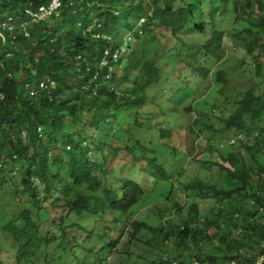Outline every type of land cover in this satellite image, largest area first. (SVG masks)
Returning <instances> with one entry per match:
<instances>
[{
	"label": "trees",
	"instance_id": "16d2710c",
	"mask_svg": "<svg viewBox=\"0 0 264 264\" xmlns=\"http://www.w3.org/2000/svg\"><path fill=\"white\" fill-rule=\"evenodd\" d=\"M29 1L32 0H0V20L7 15L19 16ZM162 1L164 4L154 0L148 5L137 0H126L125 3L83 0L81 4H75V12L65 9L61 16L33 25L29 41L20 38L16 45L4 46L0 37V191L8 182L4 171L12 164L20 171L22 166L17 164L26 162L21 172V191L24 195L27 193V203L38 209L44 202L52 200L54 207L70 213L100 215L105 210L128 212L139 203L145 190L137 182L124 180L120 195L110 189L103 179L106 166L90 157L91 147L81 139V131L87 132L86 128L76 131V127L81 125L82 116L88 111L92 112L91 118L84 122L100 130L105 124L102 120L111 118L107 113L117 103H125L133 110L145 105L146 90L159 79V70L144 60L148 48L146 52L142 50V55L139 52L141 37L138 31L133 34L134 38L138 37V46H135L136 41L129 43L127 58L125 55L118 62L108 59L103 68L100 63H103L107 49H120V42H123L120 37L124 32L134 31L142 18L146 19L142 35L149 37L153 32L150 24L155 31L158 26L155 22L159 21L160 27L177 37L183 31L186 10L175 9L177 0ZM263 1L244 0L241 5H235L238 14L242 12L244 18L248 17L249 27L242 34L254 35L252 28L259 30L257 34L264 33V14L260 13H264ZM121 5V13L116 15L115 10L118 11ZM64 16L66 19L61 20ZM50 20L58 21L52 24ZM92 23L93 31L89 33ZM196 31L204 33L206 26H196ZM100 33L114 37V42L96 39L95 35ZM223 35L215 32L212 41L201 49L203 61H220ZM240 35L236 38L240 39ZM262 42L261 38H255L246 45L248 52L252 53ZM127 60L135 75L141 72L145 76L143 83L135 81L133 85H125L128 81H125ZM200 67L199 76L208 78L210 68ZM256 68L262 71L261 64H256ZM219 76V81L226 84L222 73ZM47 78L54 85L49 83L47 88H40V82ZM26 83L38 88L35 95L24 89ZM84 84L90 85V89L83 90ZM94 87L98 89V95H93ZM186 109L192 111L190 107ZM223 120L226 129L245 134L248 142L234 149L218 150L212 141L227 139L216 138L217 132L209 125L208 132L212 135L208 140L209 150L217 152L219 158L210 165L226 174V186L209 185L201 180L186 185L188 192L214 198L217 208L214 217H206L203 221L199 218L198 204H191L190 219L184 221L183 227L160 232L179 249V254L170 259L173 263L182 258L180 264H188L194 259L206 264H230L232 261L235 264H259L264 258V210L261 209L264 208V94L247 91L236 111ZM23 132H26L25 137ZM243 153L254 158V163L247 164ZM148 165L161 178H169L157 158H149ZM34 219L32 211L26 209L15 224L12 222L5 228L19 244L20 257L36 255L42 242L50 243V238L41 237ZM131 226L135 230L134 236L142 229H149L138 221H133ZM212 230L214 232L210 233ZM189 240L195 244L196 252H190ZM214 242L218 247H214ZM111 245L115 247L116 244ZM210 247L214 251H209Z\"/></svg>",
	"mask_w": 264,
	"mask_h": 264
},
{
	"label": "rangeland",
	"instance_id": "374dc122",
	"mask_svg": "<svg viewBox=\"0 0 264 264\" xmlns=\"http://www.w3.org/2000/svg\"><path fill=\"white\" fill-rule=\"evenodd\" d=\"M137 1L151 5L154 0ZM243 1L177 0L175 9L186 10L183 31L177 37L160 27L159 21L155 22V31L150 24L153 32L149 37L139 35V52L142 55V50L146 52L148 48L144 60L159 70V79L146 90L145 105L133 110L125 103H117L107 113L111 118L102 120L105 124L100 130L84 122L90 120V111L84 113L81 125H77L76 131L82 127L87 130L81 131V139L91 147L90 157L106 166L103 179L110 189L120 195L124 180L137 182L145 190L139 203L128 212L105 210L100 215L70 213L54 207L52 200L38 209L27 203V193L21 191V172L26 162L17 164L22 166L20 171L12 164L4 171L8 182L0 191V264H160L162 260L163 264H173L170 259L179 254V249L160 232L183 227L184 221L190 219L191 204H198L203 221L214 217L217 208L214 198L188 192L186 185L201 180L226 186V174L210 165L219 158L217 152L209 150V125L217 132L216 138L233 137L235 131L226 129L223 119L236 111L247 91L264 94V33L257 34L259 30L252 28L254 35L242 34L249 27L248 17L244 18L242 12L238 14L235 5ZM121 8L122 5L118 9ZM65 19L64 16L61 20ZM199 25L206 26V32H197ZM215 32L224 33L221 59L217 63L213 59L203 61L201 49L212 41ZM238 35L240 39L236 38ZM132 38L127 35V45L136 41L138 46V37ZM255 38L263 42L249 53L246 45ZM256 64L262 65L261 72ZM203 65L210 68L208 78L197 73ZM125 66V85L143 83L145 76L141 72L135 75L129 60ZM219 73L226 84L219 81ZM218 141H214L215 147ZM247 142L246 137L239 145ZM243 155L247 164L254 163L248 153ZM152 157L165 168L167 180L149 167L148 159ZM67 161L73 164L71 159ZM26 209L32 211L41 237L51 240L49 244L42 242L36 255L20 257L19 244L5 228L15 224ZM133 221L143 222L149 229L134 236ZM188 245L191 253L197 251L191 240ZM213 245L218 247L217 242ZM208 250L214 251L211 247ZM174 261L181 263L183 259Z\"/></svg>",
	"mask_w": 264,
	"mask_h": 264
},
{
	"label": "built area",
	"instance_id": "2783aa9c",
	"mask_svg": "<svg viewBox=\"0 0 264 264\" xmlns=\"http://www.w3.org/2000/svg\"><path fill=\"white\" fill-rule=\"evenodd\" d=\"M118 1H124L126 0H118ZM83 0H45L44 3H36L33 0L28 2V5L23 9V12L19 16L15 15H7L3 20H0V37L3 41V45L6 46L9 43L11 45H16L20 38L23 40H31V27L35 24H39L41 22L47 21L51 19L54 16H60L62 11L65 9H70L73 12H75V4H81ZM123 7V5H122ZM121 10L118 9L115 10V14L119 15ZM94 18V16H92ZM146 19L142 18L139 22L136 23L135 30L127 33L126 35H122L120 38L123 40V42H120V49H107L104 54V60L103 63H100V67L103 68V65H106L108 62V59L113 60L114 62H118L120 59H122L127 54V47L128 42L126 41L127 35L132 36V40L134 39L133 34L138 31L139 35H142V26L145 23ZM94 23H92L91 26L88 28V32L91 33L93 31ZM95 38L98 40L108 41L110 43L114 42V37H111L109 35L104 34H96ZM131 40V41H132ZM10 57V56H9ZM81 58H79L80 60ZM90 68H88V71ZM1 76V74H0ZM97 76H95V79ZM109 79V75L106 76V80ZM49 83L52 85L54 84L50 79L43 80L40 83L41 88H47ZM25 88L31 93L35 94L36 90L31 86L30 83L25 84ZM113 89V87H111ZM97 94V91H95ZM5 97V95H3ZM259 134L257 133L256 136ZM23 136H26V132H23ZM246 139V135L243 133H239L234 135L231 138H228L225 141H219L216 144V147L218 150L226 149V148H236L241 142H243ZM212 144L214 142L212 141ZM264 210V208H261ZM264 261V258L262 259V262ZM173 264H180L178 262H174ZM188 264H206L202 263L200 260L194 259L191 260ZM230 264H235L234 261L230 262Z\"/></svg>",
	"mask_w": 264,
	"mask_h": 264
},
{
	"label": "clouds",
	"instance_id": "9594fccd",
	"mask_svg": "<svg viewBox=\"0 0 264 264\" xmlns=\"http://www.w3.org/2000/svg\"><path fill=\"white\" fill-rule=\"evenodd\" d=\"M47 79H49V78H47ZM45 80H46V79H45ZM41 82H42V81H41ZM41 82H40V83H41ZM53 85H54V84H53ZM31 86L36 90V93H37V89H38V88H36V87L33 86L32 84H31ZM90 87H91L90 85H85V84H84V85L82 86V89H83V90H89ZM40 88H41V87H40ZM24 89H25L30 95H35V94H36V93H35V94H31V93L25 88V86H24ZM42 89H45V88H42ZM110 89H111V87H110ZM111 90H114V88L111 89ZM95 91H97V94L95 93ZM98 94H99L98 89L94 87V88H93V95H98ZM38 131H39V134L42 133V129H41V128H39Z\"/></svg>",
	"mask_w": 264,
	"mask_h": 264
},
{
	"label": "water",
	"instance_id": "95a60500",
	"mask_svg": "<svg viewBox=\"0 0 264 264\" xmlns=\"http://www.w3.org/2000/svg\"><path fill=\"white\" fill-rule=\"evenodd\" d=\"M263 262L261 261L259 264H262Z\"/></svg>",
	"mask_w": 264,
	"mask_h": 264
}]
</instances>
